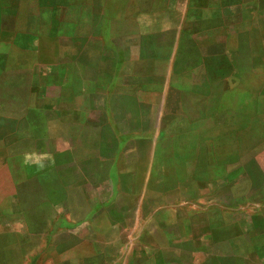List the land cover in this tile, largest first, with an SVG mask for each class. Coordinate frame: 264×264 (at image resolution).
<instances>
[{"label": "rangeland", "instance_id": "rangeland-1", "mask_svg": "<svg viewBox=\"0 0 264 264\" xmlns=\"http://www.w3.org/2000/svg\"><path fill=\"white\" fill-rule=\"evenodd\" d=\"M56 165L67 187L107 177L109 202L134 207L91 214L126 228L106 238L114 264H264V0H0L14 264L75 226Z\"/></svg>", "mask_w": 264, "mask_h": 264}, {"label": "crops", "instance_id": "crops-1", "mask_svg": "<svg viewBox=\"0 0 264 264\" xmlns=\"http://www.w3.org/2000/svg\"><path fill=\"white\" fill-rule=\"evenodd\" d=\"M62 121L66 122L65 119H62ZM58 174H60V167L56 165V202L61 203V214H68V218L75 226H71L67 229L57 228L56 243L52 242L41 245L42 247L38 249L36 258L31 260L32 264H45V262H47L45 261L46 256L50 257L49 260L51 264H114V261L118 260V257L116 256L112 259V254L109 253V251L115 250L114 248L118 245L107 242L106 238L112 231L113 234H116V236L120 235V238L124 240L122 236L126 228L123 226H117L111 229L94 228V221L92 222L93 216H91V214H122V216H124V214H137L134 212V207L131 205L127 206L124 203L122 194H116V197H118L116 202L113 200L109 202L112 190L109 188L110 181L107 177L103 179L99 185L94 184L91 180L87 181V179L85 180L81 177H77L78 179L74 178V180L68 183L67 187L61 183ZM38 183L41 184L42 181H38ZM65 188L68 189L65 190ZM88 188L90 191L91 188H95L96 191H101L97 197H95L96 195L92 194L95 189L88 195ZM78 192L84 193L78 194ZM53 197L55 198V196ZM91 204H93V206H91ZM0 214L6 213L0 212ZM87 221L88 225L79 228V224L84 222L87 224ZM138 229L141 230L140 228ZM20 230L24 235L29 234L27 225L21 226ZM74 230L79 231V233H73ZM62 231L66 236L65 240L59 237ZM77 234H82L83 237ZM95 240H100V242ZM120 244H122V242ZM13 246V243H9L6 240L0 243V264H14ZM153 249L155 250L154 246ZM25 255V260H23L22 255L20 264H30L28 254ZM94 258L100 259V262L94 263ZM134 264L147 263L137 262Z\"/></svg>", "mask_w": 264, "mask_h": 264}]
</instances>
